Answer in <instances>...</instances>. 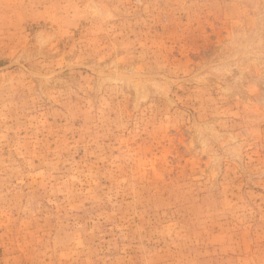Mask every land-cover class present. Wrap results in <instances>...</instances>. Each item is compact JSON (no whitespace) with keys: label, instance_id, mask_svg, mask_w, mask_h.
<instances>
[{"label":"rangeland","instance_id":"obj_1","mask_svg":"<svg viewBox=\"0 0 264 264\" xmlns=\"http://www.w3.org/2000/svg\"><path fill=\"white\" fill-rule=\"evenodd\" d=\"M1 264H264V0H0Z\"/></svg>","mask_w":264,"mask_h":264},{"label":"crops","instance_id":"obj_2","mask_svg":"<svg viewBox=\"0 0 264 264\" xmlns=\"http://www.w3.org/2000/svg\"><path fill=\"white\" fill-rule=\"evenodd\" d=\"M0 264H1V260H0Z\"/></svg>","mask_w":264,"mask_h":264}]
</instances>
